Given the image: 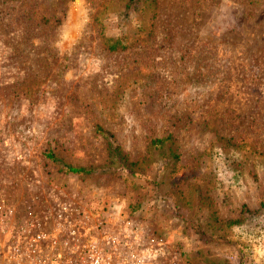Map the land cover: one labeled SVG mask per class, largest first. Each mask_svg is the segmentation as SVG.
I'll return each instance as SVG.
<instances>
[{
	"label": "rangeland",
	"instance_id": "obj_1",
	"mask_svg": "<svg viewBox=\"0 0 264 264\" xmlns=\"http://www.w3.org/2000/svg\"><path fill=\"white\" fill-rule=\"evenodd\" d=\"M126 3L0 0V248L39 226L49 257L74 229L120 262L240 264L251 239L264 264V0Z\"/></svg>",
	"mask_w": 264,
	"mask_h": 264
},
{
	"label": "built area",
	"instance_id": "obj_2",
	"mask_svg": "<svg viewBox=\"0 0 264 264\" xmlns=\"http://www.w3.org/2000/svg\"><path fill=\"white\" fill-rule=\"evenodd\" d=\"M5 213L7 215L9 211L5 209ZM1 229L5 230L6 234L14 230L6 223ZM20 229L22 230V226L19 227ZM25 229L29 230L27 227ZM32 230L34 237L28 244L23 245L16 238L0 248V256L4 253V259L0 260V264H134L127 259L122 262L118 261L97 242L81 244L79 239H76L74 229L70 230L73 237L63 243L61 252L49 257L44 253L45 231L39 226H34Z\"/></svg>",
	"mask_w": 264,
	"mask_h": 264
},
{
	"label": "trees",
	"instance_id": "obj_3",
	"mask_svg": "<svg viewBox=\"0 0 264 264\" xmlns=\"http://www.w3.org/2000/svg\"><path fill=\"white\" fill-rule=\"evenodd\" d=\"M126 1H127L126 10H128L129 7H133L135 5L136 7L140 6L142 12L145 11L146 3H147V6L150 8L155 2V0H126ZM102 44L107 50L111 52L123 50L127 48V43L123 37H105L104 36ZM97 128L98 130H101L102 133L104 134V137L107 141L109 155L113 158V160L117 161L119 166L126 168L127 170L131 171L133 174H137L135 171L137 168V161L128 160L127 153L123 152L120 149V147L113 142L111 135H108L109 131L107 129H104L101 124H97ZM147 149H148V153H151L152 156L164 154L163 155L164 159L161 161L162 167L169 166L170 164H175L180 158L179 153H178V147L176 146V141L174 138V134L172 132H168L167 134L163 136H156V137L149 138ZM47 155L51 157L52 160L57 161L59 164H63L64 168H66L68 172H73V173L84 172V168H78V167H73L70 165H65L59 158L55 156L53 150H50ZM254 233L255 231H252V234ZM255 235H258L260 237V239H255L256 241L260 240L259 242L261 241L264 242V227L263 226L259 227ZM248 244L246 243L244 244L245 249L243 251V256L241 257L240 264H248L247 261L249 259V253L251 252V249H250L251 247Z\"/></svg>",
	"mask_w": 264,
	"mask_h": 264
}]
</instances>
